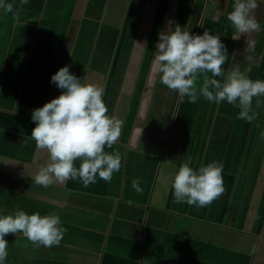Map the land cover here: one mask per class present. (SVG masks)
Listing matches in <instances>:
<instances>
[{"label": "crops", "instance_id": "crops-1", "mask_svg": "<svg viewBox=\"0 0 264 264\" xmlns=\"http://www.w3.org/2000/svg\"><path fill=\"white\" fill-rule=\"evenodd\" d=\"M5 2L13 7L0 10V211L55 213L63 236L43 246L7 233L4 264H264V95L253 97L246 121L235 105L201 96L210 73H198L190 102L160 83L153 63L158 33L179 24L220 34L223 72L238 65L264 79V4L254 12L260 30L233 38L231 0ZM64 64L101 84L122 121L105 148L121 154L108 181L31 180L47 150L30 137V113L59 94L49 81ZM211 160L223 163L224 191L204 206L176 201L180 163Z\"/></svg>", "mask_w": 264, "mask_h": 264}, {"label": "clouds", "instance_id": "clouds-1", "mask_svg": "<svg viewBox=\"0 0 264 264\" xmlns=\"http://www.w3.org/2000/svg\"><path fill=\"white\" fill-rule=\"evenodd\" d=\"M260 4L264 0H231V10L226 15L235 30L233 38L260 30L254 14ZM12 7L10 2L0 0L3 12L12 11ZM252 44L249 42L250 47ZM225 59L220 34L207 29L199 34L190 33L187 27L176 24L158 33L153 63L160 83L190 102L197 98L194 82L198 73H210L199 88L201 96L210 102L223 100L233 104L239 109L238 118L251 121L255 117L251 110L253 97L264 95V79L249 78V69L241 71L238 65L223 72L221 65ZM49 82L61 91L30 113L34 122L30 137L38 148L47 150V162L35 165L30 176L32 182L47 186L53 181L62 184L69 178H79L87 186L95 183L97 177L110 180L120 168L121 154L105 148L118 139L122 121L109 112L102 85L77 76L68 64L58 67ZM76 160L78 165L74 163ZM222 168L223 163L216 160L201 164L198 169L188 162L180 163L171 181L173 198L189 205L210 204L224 191ZM132 188L141 191L137 180L132 181ZM59 225L60 218L55 213H26L21 208L0 211V264H4L7 255V233L19 230L29 241L50 246L62 239L63 229Z\"/></svg>", "mask_w": 264, "mask_h": 264}]
</instances>
